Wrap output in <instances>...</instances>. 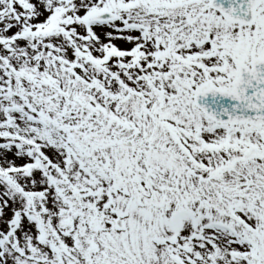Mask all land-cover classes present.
<instances>
[{"label":"snow or ice","instance_id":"1","mask_svg":"<svg viewBox=\"0 0 264 264\" xmlns=\"http://www.w3.org/2000/svg\"><path fill=\"white\" fill-rule=\"evenodd\" d=\"M0 264H264V0H0Z\"/></svg>","mask_w":264,"mask_h":264}]
</instances>
